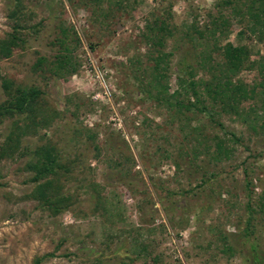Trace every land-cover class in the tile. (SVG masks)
Here are the masks:
<instances>
[{
    "label": "rangeland",
    "instance_id": "obj_1",
    "mask_svg": "<svg viewBox=\"0 0 264 264\" xmlns=\"http://www.w3.org/2000/svg\"><path fill=\"white\" fill-rule=\"evenodd\" d=\"M247 2L0 0V38L17 23L23 39L0 57V82L7 77L41 90L38 125L15 130L14 121L28 120L0 117V148L10 131L20 136L12 155L0 158V264H32L51 251L40 264H258L249 240L236 243L231 235L246 225L247 197L264 200L260 94L242 101L237 114H216L221 130L198 112L191 93L179 90L168 105L148 98L138 78L151 77L156 50L170 54L171 93L180 62L195 65L205 42L217 56L214 41L243 44L264 66V27L251 29ZM153 14L168 17L172 28L162 46L143 38ZM221 21L224 32L209 34L206 28ZM193 28L202 32L195 45L186 37ZM59 54L67 58L61 77L49 64ZM39 56L45 61L34 68ZM235 78L252 86L257 63ZM5 98L0 84V102ZM216 135L229 153L215 162L198 150ZM41 144L55 146L67 169L60 183L73 206L57 215L26 197L33 183L25 163ZM252 223L264 264V216Z\"/></svg>",
    "mask_w": 264,
    "mask_h": 264
},
{
    "label": "trees",
    "instance_id": "obj_2",
    "mask_svg": "<svg viewBox=\"0 0 264 264\" xmlns=\"http://www.w3.org/2000/svg\"><path fill=\"white\" fill-rule=\"evenodd\" d=\"M19 3V0H17ZM245 5V11L243 17L247 18V21L252 24V30L254 31L256 26L264 27V0H248ZM167 16H169L167 14ZM225 21H223L224 23ZM221 21L219 25L213 24L208 30L209 34L213 36L216 33L224 32V26ZM146 33L143 34V38L146 41H150L153 45L162 46L168 37L172 34V28L168 17L156 16L153 14L151 19L145 24ZM193 27V25H191ZM20 25L15 24L12 26V30L6 33L0 38V57L7 58L11 55L12 50L19 47L23 42V39L19 36ZM202 32L196 28H193V33H186V37L190 42L195 45ZM195 41V42H194ZM61 49L67 51V46L64 45V41H60ZM215 48L217 50V56L212 55L209 52L208 43L202 44L200 49V58L196 60L195 65L193 63L183 61L180 62V66L177 68L180 74L177 76L176 89L169 93V86L167 84V75L165 73V60L168 55L156 50L155 56H150L153 61L150 66L151 77L149 79L138 76L139 83L142 91L146 93L148 98L154 99L158 102H163L170 105L171 99L179 94V90L185 93H191L194 97L195 107L199 113L206 115L210 121L215 122L221 130H223L222 124L215 119V115L219 112L237 114L239 112V106L242 101L247 99H254L256 95L260 94L259 104L256 103V113H261L260 128L264 129V66L263 62L251 61L250 51L247 46L243 44L233 45L231 42L226 41L222 44L214 41L210 50ZM66 56L61 54L56 55L52 61H49L52 73L61 77L67 73L65 66L67 65ZM45 58L42 56L37 57L33 67L38 68L42 66ZM161 63L165 65L161 66ZM258 65V78L252 86H247L240 79L234 77L243 68L256 64ZM72 70V68H71ZM70 70V71H71ZM68 71V73H70ZM201 72V74L199 73ZM199 74V75H198ZM1 88L5 93L6 98L0 102V117L3 116L13 117L15 120L21 119L28 120V123H24L21 126L17 121L13 122V129L18 130L22 128H28L38 125L35 121V112L38 108V99L41 95V90L35 85H21L15 83L13 80L7 77H1ZM173 104L180 105L179 100H174ZM188 104L192 105L188 101ZM198 104V106L196 105ZM257 123V122H256ZM230 136H234V133L227 132ZM222 131L223 135H228ZM19 135L14 130L10 131L4 140L3 146L0 148V158L4 156H10V154L17 146L19 141ZM238 140V138H234ZM199 143H201L199 141ZM202 149L198 150L200 153L209 154L212 160L218 161L222 156H228L229 148H227L223 142L221 136L216 135L212 139H208L203 143ZM200 145V144H199ZM212 147V148H211ZM196 153V152H195ZM197 154H195V157ZM25 168L31 171V175L28 179L33 183V187L27 193L26 197L36 201V207L40 210H45L50 215H57L63 211L70 210L73 206L72 195L68 191L63 190V186L60 183V178L63 173L67 172L66 166L61 162V157L55 146L51 144H41L34 147L30 154H28V160L25 163ZM245 175V174H244ZM245 186L249 187L250 180L244 177ZM204 180H202L203 182ZM249 193V192H248ZM249 195V194H247ZM99 197L97 198V201ZM99 202V201H98ZM247 218L245 220V226L241 232L232 234V240L236 243L246 242L249 240L248 252L252 258V261L260 264L262 263V257L260 256V249L256 235L252 229L253 223L260 215L264 216V200L262 197H258L257 200H252L251 196L246 200ZM237 236V239L234 237ZM239 237V238H238ZM225 251H231L230 244H224ZM54 256V252H46L39 256L34 257L32 264H40L45 259Z\"/></svg>",
    "mask_w": 264,
    "mask_h": 264
}]
</instances>
